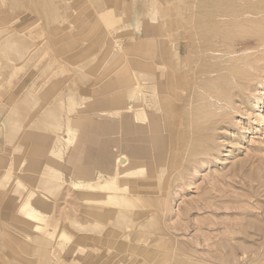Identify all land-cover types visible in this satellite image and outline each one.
<instances>
[{
	"label": "rangeland",
	"instance_id": "rangeland-1",
	"mask_svg": "<svg viewBox=\"0 0 264 264\" xmlns=\"http://www.w3.org/2000/svg\"><path fill=\"white\" fill-rule=\"evenodd\" d=\"M0 264H264V0H0Z\"/></svg>",
	"mask_w": 264,
	"mask_h": 264
},
{
	"label": "bare ground",
	"instance_id": "bare-ground-1",
	"mask_svg": "<svg viewBox=\"0 0 264 264\" xmlns=\"http://www.w3.org/2000/svg\"><path fill=\"white\" fill-rule=\"evenodd\" d=\"M149 57H151V55L149 56ZM139 59V58H138ZM141 60V59H140ZM150 64V63H149ZM130 66V65H129ZM153 66V65H152ZM154 68V67H153ZM135 70L136 69H133V68H129V70H128V74L126 75V73H125V75L127 76V80H126V84H128L129 86L130 85H132V84H134V82H136V81H134V79H135V74H134V72H135ZM142 70V69H141ZM142 72V71H141ZM140 72V73H141ZM154 72V71H153ZM143 73V72H142ZM142 75V74H141ZM138 80V79H137ZM140 80H142V79H140ZM143 82H145V80H143ZM146 84V83H145ZM141 86V85H140ZM130 87H132V86H130ZM133 87H135V85L133 86ZM143 87H145V85L143 86ZM125 88V87H124ZM127 88V87H126ZM146 88H148L147 86H146ZM138 89V88H137ZM120 90V89H119ZM126 90V89H125ZM149 90V89H148ZM151 90V92H153L152 91V89H150ZM117 91V90H116ZM140 91V90H139ZM142 91V90H141ZM140 91V92H141ZM135 92H136V90H135ZM139 92V93H140ZM138 93V94H139ZM142 93V92H141ZM140 93V94H141ZM134 95H135V93H133ZM139 94V95H140ZM148 94H150V93H148ZM133 95V96H134ZM131 96V95H130ZM144 96H146V94L144 95ZM148 96V95H147ZM146 96V97H147ZM138 97V96H137ZM142 97V96H141ZM150 97V96H149ZM148 97V98H149ZM142 98H144V97H142ZM148 98H147V101H148ZM146 99V98H145ZM112 100V99H111ZM142 102H144V100H142ZM149 102V101H148ZM116 103V102H115ZM118 103V102H117ZM111 104H113V103H110V105ZM130 104V103H129ZM128 104V105H129ZM127 106V105H126ZM145 106V105H144ZM149 106H151V105H149ZM132 107V106H131ZM136 108V107H135ZM140 108V107H139ZM142 108V107H141ZM153 108V107H152ZM129 110H130V108H128ZM128 109H127V112H128ZM134 109V108H133ZM132 110V109H131ZM136 110V109H135ZM140 110V109H139ZM143 110V109H142ZM140 111V112H138V113H135V115H137L136 117H133V116H135L134 114H132V115H130V116H132L133 117V120H135L134 121V123L137 121V122H140L141 124H142V126H141V128H138V129H140L141 131H143V132H152V137H151V139H150V141L154 144V149L156 150L155 151V153H158L157 151L159 150L158 149V145H159V143H161V141L163 140V137L164 136H162V133L161 132H163V131H161L160 132V130L162 129L163 130V128L161 127V125L159 124V123H153L154 122V120L152 121L151 120V118L149 117V115H148V113H146V112H144V110L143 111ZM153 110H154V108H153ZM123 111H125V109L123 110ZM152 111V110H151ZM115 112H117V111H115ZM120 112V111H119ZM131 112V111H130ZM135 112V111H134ZM113 113V112H112ZM124 113V112H123ZM152 113V112H151ZM153 113H154V115H156L155 113H157V112H155V111H153ZM118 114V113H117ZM121 114V113H120ZM128 114H129V112H128ZM113 115H115V114H113ZM112 116V115H111ZM116 116V115H115ZM118 116H120V115H118ZM151 116V115H150ZM159 116V115H158ZM158 116H156L157 118H158ZM131 117V118H132ZM155 117V118H156ZM130 118V119H131ZM116 119H117V117H116ZM92 120V119H91ZM118 120H119V118H118ZM124 120V119H123ZM129 120V119H128ZM158 120V119H157ZM130 121V120H129ZM161 121V120H160ZM163 121V120H162ZM127 122V121H126ZM119 123V122H118ZM136 124V123H135ZM77 127V126H76ZM139 127V126H138ZM119 128H120V125H119ZM118 128V129H119ZM75 129V128H74ZM121 129V128H120ZM136 131H138L137 129H135ZM120 131V130H119ZM130 131V130H129ZM133 132V131H132ZM73 133V132H72ZM120 133V132H119ZM137 133V132H136ZM142 133V132H141ZM75 134V133H74ZM149 134V133H148ZM73 135V134H72ZM77 135V134H76ZM76 135H74V137L76 136ZM119 136V135H118ZM72 137V136H71ZM70 137V138H71ZM77 137H78V135H77ZM76 137V138H77ZM148 137V136H147ZM66 138H67V136H66ZM146 138V137H145ZM146 140V139H145ZM65 141V140H64ZM73 141H74V138H73ZM121 142V141H120ZM45 143V142H44ZM77 143V142H76ZM51 144V143H50ZM49 144V145H50ZM144 144V143H143ZM152 144V145H153ZM51 146V145H50ZM49 146V147H50ZM45 147H46V144H45ZM78 147V146H77ZM114 147V146H113ZM151 148V147H150ZM46 149V148H45ZM152 149V148H151ZM158 149V150H157ZM123 151H124V149H123ZM123 151L122 152H120V153H117L116 154V156H115V161H116V163L118 164V167H119V169H120V171H118L117 169H116V171H114L113 173H109V181H108V183L109 184H111L110 186H113V187H110V188H115V189H117V188H119L118 190H120V184H121V182L122 181H120V178H122V177H125V176H128L127 174H129V173H131V170H132V168L130 169L129 167H130V158H129V156L127 155V154H125V153H123ZM150 151V150H149ZM82 152V151H81ZM80 153V152H79ZM83 153V152H82ZM81 154V153H80ZM154 154V153H153ZM50 155V154H49ZM55 154H53V156H54ZM76 155H79V154H76ZM152 155V154H151ZM56 156V155H55ZM155 156V155H154ZM76 158H77V156H76ZM48 159H49V157H48ZM144 159V158H143ZM51 160V159H50ZM140 159H138V161H139ZM47 161V160H46ZM141 161V160H140ZM157 163V162H156ZM141 164V163H140ZM143 164V163H142ZM149 164V163H148ZM151 164H153V163H151ZM138 165H139V163H138ZM132 166V165H131ZM136 166H137V164H136ZM135 166V167H136ZM140 166V165H139ZM138 166V167H139ZM148 166V165H147ZM73 167V166H72ZM71 167V168H72ZM115 167V166H114ZM141 167V166H140ZM139 167V168H140ZM143 167V166H142ZM141 167V168H142ZM116 168V167H115ZM144 170H145V165H144ZM151 168V167H150ZM134 169V168H133ZM104 170V169H103ZM108 170V169H107ZM140 170V169H139ZM142 170V169H141ZM71 171V170H70ZM80 171V170H79ZM110 171H112V170H110ZM134 172V171H133ZM90 172H88L87 174L88 175H90L89 174ZM96 174V173H95ZM98 174V173H97ZM100 175V174H99ZM102 175V174H101ZM103 175H104V173H103ZM106 175V174H105ZM84 176H86V175H84ZM94 176V175H93ZM98 176V175H97ZM80 178H82L81 180H83L84 178L81 176ZM97 178V177H96ZM103 178V177H102ZM89 179V178H88ZM91 179V178H90ZM101 180V179H100ZM99 180V181H100ZM125 180V179H124ZM88 181H90V180H88ZM88 181L87 182H84V181H78L77 182V185H83L84 187H89V188H91V189H88V190H92V191H94L95 190V188L97 189V190H101V191H106L107 192V186L105 187L104 185H100L99 186V184L98 185H96V186H94V182L92 183V184H89L88 183ZM92 181H93V178H92ZM98 181V180H97ZM103 181V180H102ZM101 181V182H102ZM105 181V180H104ZM105 182H107V181H105ZM139 183H140V181H139ZM146 183H148V182H146ZM96 184V183H95ZM105 185H107L106 183H105ZM126 185V184H125ZM143 185V184H142ZM141 185V186H142ZM125 187V186H124ZM110 188H108V189H110ZM94 189V190H93ZM122 189V188H121ZM35 192H37V191H35ZM35 194V193H34ZM83 196L85 197V198H87V200H89L88 198H90V200H96V198H98L99 196H96V195H94V194H92V193H85V194H83ZM129 196V195H128ZM132 196V195H131ZM32 195H28L24 200H23V202H22V204L18 207V210L20 211V212H22V213H24L25 215H26V218L25 219H22V221L25 223V224H27V225H30V226H34L35 228H39V225L38 224H35V223H33V222H39V220H43V216L41 215V213H40V211L38 210V209H36L35 207H34V203L31 201L32 200ZM40 198H42V197H40ZM100 198V197H99ZM103 198H105V197H103ZM132 198V197H131ZM45 199V198H44ZM36 200V199H35ZM35 200H34V202H35ZM39 200H41V199H39ZM86 200V199H85ZM104 200V199H103ZM102 200V201H103ZM106 200H109V199H106ZM43 203V202H42ZM40 205H41V202H40ZM42 206H44V205H42ZM45 207H46V205H45ZM43 208V207H42ZM44 209V208H43ZM42 209V210H43ZM85 210V209H84ZM87 210V209H86ZM101 210L100 209H94L93 208V210H91V212H93V213H95L96 215L100 212ZM12 215V214H11ZM13 216V215H12ZM13 218V217H12ZM47 220V219H46ZM45 228V227H44ZM45 230V229H44ZM47 232V231H46Z\"/></svg>",
	"mask_w": 264,
	"mask_h": 264
}]
</instances>
